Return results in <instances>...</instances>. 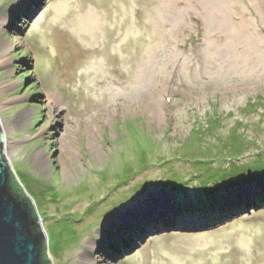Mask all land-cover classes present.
<instances>
[{"label":"rangeland","instance_id":"1","mask_svg":"<svg viewBox=\"0 0 264 264\" xmlns=\"http://www.w3.org/2000/svg\"><path fill=\"white\" fill-rule=\"evenodd\" d=\"M0 122L53 264H264V0H0Z\"/></svg>","mask_w":264,"mask_h":264},{"label":"water","instance_id":"2","mask_svg":"<svg viewBox=\"0 0 264 264\" xmlns=\"http://www.w3.org/2000/svg\"><path fill=\"white\" fill-rule=\"evenodd\" d=\"M5 141L0 122V264H48L49 260L43 257L47 233L40 215L36 218L33 214L35 201L25 188L28 196L10 184L11 165Z\"/></svg>","mask_w":264,"mask_h":264},{"label":"trees","instance_id":"3","mask_svg":"<svg viewBox=\"0 0 264 264\" xmlns=\"http://www.w3.org/2000/svg\"><path fill=\"white\" fill-rule=\"evenodd\" d=\"M259 166H260L259 163L253 165L254 169H256V170L259 169ZM9 173H10V184L14 187V189L16 191L20 192L22 195L28 196L27 192H29V191L23 185L22 181L18 178L16 171L11 166H10ZM256 173H258V172H256ZM24 188L26 189L27 192L24 190ZM260 200H262V198ZM240 204L244 205L243 203H240ZM32 208H33L34 216L36 218L39 217V215H40L39 214V210H38L37 205H36L35 202L32 203ZM38 227L42 228L41 225H39ZM43 257H44V259L49 260L48 264H53V260L51 259L50 255H49V248H48L47 240L43 241Z\"/></svg>","mask_w":264,"mask_h":264},{"label":"bare ground","instance_id":"4","mask_svg":"<svg viewBox=\"0 0 264 264\" xmlns=\"http://www.w3.org/2000/svg\"><path fill=\"white\" fill-rule=\"evenodd\" d=\"M66 149H67V151H68V153H69L70 159H74V149L71 148V146H69V145H67ZM68 167H69V165H68ZM27 190H28V188H27ZM28 191H29V190H28ZM29 193H30V192H29Z\"/></svg>","mask_w":264,"mask_h":264}]
</instances>
